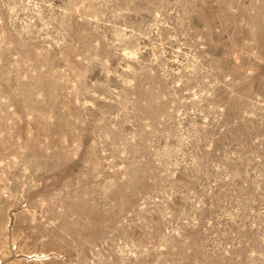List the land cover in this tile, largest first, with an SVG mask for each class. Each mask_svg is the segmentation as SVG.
<instances>
[{"label": "rangeland", "instance_id": "obj_1", "mask_svg": "<svg viewBox=\"0 0 264 264\" xmlns=\"http://www.w3.org/2000/svg\"><path fill=\"white\" fill-rule=\"evenodd\" d=\"M0 264H264V0H0Z\"/></svg>", "mask_w": 264, "mask_h": 264}]
</instances>
